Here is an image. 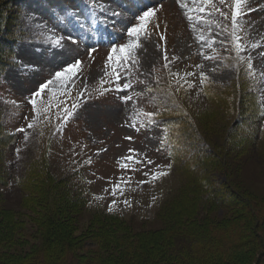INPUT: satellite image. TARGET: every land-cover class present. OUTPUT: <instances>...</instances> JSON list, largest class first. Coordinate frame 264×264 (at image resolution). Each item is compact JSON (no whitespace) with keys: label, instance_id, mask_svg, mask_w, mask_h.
Masks as SVG:
<instances>
[{"label":"rangeland","instance_id":"rangeland-1","mask_svg":"<svg viewBox=\"0 0 264 264\" xmlns=\"http://www.w3.org/2000/svg\"><path fill=\"white\" fill-rule=\"evenodd\" d=\"M181 2L187 7L144 0L157 8L156 18L133 60L119 66L108 61L111 48L133 42L125 29L139 23L126 11L112 15L130 7L127 0H102L104 12L91 0L7 5L0 24V264L36 249L39 240L30 236L42 235L53 216L51 228L60 224L81 258H100L93 247L112 235L123 240L121 254L140 264L180 231L185 247L200 240L236 247L232 258L195 256L192 264H264V0H245L238 28L234 0H214L226 16L201 0ZM30 13L36 19L28 24ZM233 31L242 38L239 53ZM51 34L78 39L64 43L82 66L66 89L56 82L37 100L36 119L32 94L70 59L48 46ZM123 84L131 87L117 91ZM76 102L65 121L63 109ZM147 112L159 113L154 124L141 114ZM164 118L174 119L171 130ZM129 155L143 163L122 167ZM160 171L169 174L153 179ZM255 238L260 244L239 248Z\"/></svg>","mask_w":264,"mask_h":264},{"label":"snow or ice","instance_id":"snow-or-ice-1","mask_svg":"<svg viewBox=\"0 0 264 264\" xmlns=\"http://www.w3.org/2000/svg\"><path fill=\"white\" fill-rule=\"evenodd\" d=\"M177 2L180 3L181 7H184V8L187 7V5L182 3L181 0H177ZM244 2L245 0H234L235 8L232 12V22L235 28L239 27L236 21H237V18L242 14L241 8ZM127 3L130 5V7H126L123 11H116L115 9H112L111 10L112 15L123 18L124 12L126 11L128 14V18H130L131 21H139V23L138 24L133 23L131 24V26H127L125 29L126 35L128 37L136 38L133 42L128 43V44H120L119 46H116V45L112 46L111 52L113 53V55H109L108 61L109 62L114 61L117 66H119L122 61L127 62V61L133 60L134 51L142 46L140 44V37L142 34L145 36L149 35V25L156 18V12H157V8L146 5L144 3V0H127ZM201 3L203 5L209 6L212 9V11L219 12L221 16H226V13L221 11V9L217 6L214 0H201ZM218 3L220 5H224L225 0H218ZM90 6L94 8L99 7L102 12L108 11V9H105L103 7L102 0H91ZM199 11L203 12L205 11V8L201 7ZM72 15L73 13L71 11H68L66 15L63 17V19L66 20L70 18ZM25 19L28 24H31L36 19V17H35V14L30 13ZM189 19L191 20L192 17L189 16ZM201 19L203 20V18ZM204 22L211 23V21H204ZM154 27L158 28L159 24H156ZM232 36L235 41L236 50L239 53L242 50V44H241L242 38L238 36L235 31H233ZM65 39H67V41L70 42V45H78V39L74 38L71 34H69L67 37L60 35V34H51L48 36V46L53 47L54 50L57 51L58 53L63 54L66 52L67 55L70 57V59L65 63V66H63L61 70L54 72L53 79H48L46 82L39 84L37 90L32 94L30 103L32 104L33 108L36 110V119H39V117L42 115L41 110L37 108V100L43 99L44 93L50 90V86L56 82H59L61 86L66 89L73 82L74 78L78 75V73L81 70L82 61L78 58V55L73 51V49L70 46L65 45L64 43ZM161 39H164V37L161 36ZM200 39L203 40L204 37L201 36ZM209 46L211 47V45ZM256 46L257 45H253V47H256ZM89 51L90 53L95 52L96 48L91 47ZM117 51L121 53V55L118 57L114 55ZM213 58L214 57H206V59H213ZM15 59H18V57ZM165 59H167V56H165ZM134 62L139 63L138 60H135ZM20 63H23V62L20 61ZM247 66L249 69H252L251 63H248ZM31 67L33 68V70H36L35 66H31ZM114 74L116 77V81L119 82L121 79L120 73L117 71ZM250 74L254 75V73H250ZM201 75L204 76L203 73H201ZM262 75H264V73H262ZM204 79L207 80V76H204ZM102 83L104 82L102 81ZM130 87H131L130 84H123L122 87L117 88V91L123 92L125 89H128ZM52 91H53V96L55 97L56 95L55 90H52ZM104 91H108V90L104 89L101 92V95H103ZM60 95H68V93L66 91L61 92ZM80 95H83V93H81ZM123 99L125 100V102H127L128 100H131V97L125 95ZM79 106L80 104L76 102V103H73L71 108L65 107L63 109L64 111L63 119L67 121L68 118L72 117L74 115V110L78 108ZM141 114L144 117H146L149 123H152V124L155 123L154 117L159 115V113L157 112H147V113H141ZM36 119H34L31 123L27 125L28 129H32L35 127ZM19 131L24 132L26 131V129L21 128L19 129ZM126 139L131 140L132 137H127ZM129 151L134 152L135 150L130 149ZM122 160L124 161V163L121 166L124 168L128 167L129 162L137 164V165L143 163V161L139 160L136 155H129L127 157H123ZM147 163L151 164L152 161L149 160L147 161ZM167 167L170 169L171 165H168ZM168 174L169 173L167 171H160L157 173H153L152 176H153V179H158L160 177L167 176ZM116 188H119V185H117ZM115 190L116 189L113 190V194H115ZM125 203L127 204L128 202L125 201ZM109 211H112V207L109 208Z\"/></svg>","mask_w":264,"mask_h":264},{"label":"trees","instance_id":"trees-1","mask_svg":"<svg viewBox=\"0 0 264 264\" xmlns=\"http://www.w3.org/2000/svg\"><path fill=\"white\" fill-rule=\"evenodd\" d=\"M12 1L13 0H0V24L7 5H9ZM162 120L164 129L167 131L171 130L170 123L174 119L164 118ZM54 219L55 217L53 216L52 219H47L44 222L46 230L43 231L44 233L42 235L36 234L34 236H30V238L39 240V245H37L36 249L30 252H25L20 260L13 262L12 264H137L135 257H132L134 255L129 257L121 254V252H123L120 250L124 245L122 244L123 240L120 242H114L116 239L112 238V235L110 236L111 239L108 237L109 239L107 238V240H103L101 237L98 238L102 241V243L99 244V242H97L96 246L93 247V252L98 255L102 251L103 254H101L100 258H90L88 256L87 258H81L77 255V252L74 250L72 245V241L63 231L61 225L59 224L57 227L53 226L55 227L54 229L51 228L52 224L50 225V223H54ZM19 230H23V226H20ZM178 230L181 229L178 228ZM179 232L180 231L174 232V235L170 234L171 237L162 243L164 246L163 248L165 249H158L157 254H153L151 255L152 257H149V261L144 260V255V257L139 258L140 264H162V261L165 259L174 261V264H192L191 260L195 256L196 258H199V261H203L209 258L207 255L214 254V256L220 255L222 258H226L225 256L232 258L236 254V251H232V249L236 250V247H232L230 252L228 244H224L222 240H215V244L213 243L214 241L200 242V240L199 243L201 246H198V244H195L194 241H191L193 245L185 247L187 244H183V242L186 241L181 242L179 240ZM9 238L12 239L11 236L8 237V239ZM250 242H257L260 244L259 239L255 238L254 241H248L246 243L243 242L239 248L246 247V245ZM194 244L196 247H194ZM148 250L143 252H148L147 254H149L151 250ZM220 256H217L216 258L219 257L218 259H220Z\"/></svg>","mask_w":264,"mask_h":264}]
</instances>
